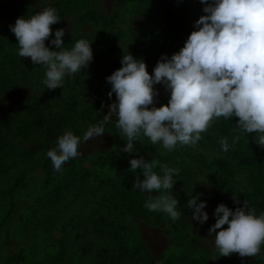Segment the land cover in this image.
Listing matches in <instances>:
<instances>
[{
  "label": "rangeland",
  "instance_id": "obj_1",
  "mask_svg": "<svg viewBox=\"0 0 264 264\" xmlns=\"http://www.w3.org/2000/svg\"><path fill=\"white\" fill-rule=\"evenodd\" d=\"M15 3L21 12L31 11L33 15L44 8H55L61 20L51 26L53 35L49 40L54 39L57 29L63 28L62 40L67 49L101 30L120 34L121 40L115 54L110 51L114 46H91L93 60L85 71L65 77L61 88L49 90L43 83L46 68L18 55V41L10 30L16 20L0 8V79L13 81L0 94V130L15 148L7 156H0V264H31L32 259H52L57 253V264H96L97 253L102 250L108 253L106 260H114L109 264H163L170 255L174 256L170 264H219L215 237L209 235L210 226L215 224L213 212L220 203L233 211L243 207L247 185L245 174L233 157L236 144L228 140L232 146L223 152L219 143L223 137L212 122L196 145H177L172 151L144 136L134 141L133 151L147 154L146 161L158 160L178 170L174 180L179 176L184 179L182 185H174L171 190L179 201L180 218L173 221L166 213L156 227L135 221L107 204L114 178L113 159L104 166H100L99 159L125 154L122 149L127 137L122 130L116 125L113 132L110 119L102 137L82 139L88 127L102 120L108 114V105L115 102L103 93V81L122 66L123 55L133 56L147 35L159 29L144 16V6L135 3L120 10L116 0H91L86 9L74 11L66 0ZM88 11L108 19L117 16V25L84 23L82 18ZM202 15H206L203 9L193 23L195 30V22ZM49 40L45 41L46 46L58 50ZM9 60L15 62L10 64ZM154 87L158 91V107L170 93L161 84ZM36 101L39 111L32 112ZM39 113L81 137V154L67 161L59 172L46 154L27 158L22 155L38 134L25 139L20 135V125L35 120ZM218 161L229 165L234 172L232 177L216 166ZM197 193L207 203L209 219L203 224L192 220V213L184 214L191 211L188 199ZM120 252H126V256L119 258Z\"/></svg>",
  "mask_w": 264,
  "mask_h": 264
},
{
  "label": "clouds",
  "instance_id": "obj_2",
  "mask_svg": "<svg viewBox=\"0 0 264 264\" xmlns=\"http://www.w3.org/2000/svg\"><path fill=\"white\" fill-rule=\"evenodd\" d=\"M200 3L205 5L206 15L195 22L197 30L190 33L179 52L170 58L162 54L151 75L143 58L123 55L122 66L106 77L111 85L107 95L111 98L115 93L116 101L108 105V114L102 120L88 127L83 141L102 137L106 123L115 114L117 127L127 137L123 152L133 153L134 141L142 136L172 151L177 145H196L213 119L238 117L236 127L240 132L256 133L253 141L264 147V0ZM60 20L57 10L48 7L28 19L17 18L10 26L18 41V55L46 68L43 83L49 90L61 88L66 76L80 73L93 60L92 42L81 38L67 49L62 40L63 28L49 40L53 35L51 26ZM46 40L58 50H50ZM157 84L170 93L168 103L160 107L155 106ZM239 139V135L235 136L232 144ZM219 143L223 152L232 146L227 137ZM80 144L81 137L71 130L58 138L57 148L46 153L55 171H61L67 161L81 154ZM129 163L133 172L140 170L143 175L142 180L137 176L133 189L161 193L148 195L145 207L163 211L173 221L179 219V201L171 194L178 170L143 157L132 158ZM157 166L163 175L154 171ZM201 195H191L187 205L192 211L191 219L203 224L209 215L206 201L199 199ZM233 199L239 202L235 196ZM213 217L215 224L210 226L209 235H214L221 256L237 253L241 258H252L259 254L264 244V213L257 216L245 201L234 211L220 203Z\"/></svg>",
  "mask_w": 264,
  "mask_h": 264
},
{
  "label": "trees",
  "instance_id": "obj_3",
  "mask_svg": "<svg viewBox=\"0 0 264 264\" xmlns=\"http://www.w3.org/2000/svg\"><path fill=\"white\" fill-rule=\"evenodd\" d=\"M90 2L91 0H66V4L74 11L86 9ZM0 3L1 10L6 13L8 12L15 20L21 17L28 19L33 15L31 11L21 12L20 8L16 7L15 0H0ZM10 3H13L14 7L10 6ZM116 3L120 10L127 5L135 3L142 4L144 6V16L150 22L156 23L159 26L157 32L147 35L142 46L138 48L133 55V57L137 59L143 58L147 65L146 70L150 75L157 62L161 59L162 54H166L170 58L172 54L179 52L183 47L190 33L195 30L193 28L195 19L205 6L200 3V0H116ZM82 22H93L95 24L111 25L115 27L117 25V16H112L108 19L95 11H88L82 18ZM87 40L92 42L91 46H114L110 47V51L115 54L118 50L117 44L121 40V35L101 30L87 38ZM8 62L13 64L15 61L9 60ZM83 71H85V69L81 70V72ZM73 75L66 77L70 78ZM12 85L13 81L11 79H0V94ZM110 91L111 85L104 80L103 93L108 98L109 96L107 94ZM169 97L158 107L162 104L166 105ZM111 99L116 101L115 93L112 94ZM41 103H44V101L42 100ZM38 106L39 102H34L32 104V112L39 111ZM117 119L118 117L113 114L110 120V126L113 132L116 131ZM238 119V117H233L231 120L220 117L213 119L212 123L214 129L223 138L227 137L228 140L233 141L235 136H240V139L235 143L236 149L233 153V157L236 159L237 167L245 174L247 189L244 195V200L248 203L250 208L255 209V214L259 216L264 213V147H261L253 141L257 137L256 133L246 134L240 132L236 127ZM58 123L59 122L55 120L47 121L45 117L40 116V113L37 118L30 123H22L20 125V135L22 137L25 136L23 138L30 139L38 134L37 139L33 141L27 151L23 152L22 155L26 158L37 154L43 155L46 154L48 150L57 148L58 138L63 135L66 130V128ZM53 124L58 125L54 126ZM28 130H30L29 133H25L28 132ZM14 150L15 148L12 149L11 143L2 136V131L0 130V156H7ZM140 157L149 160L147 154L143 155V152H137L136 150L131 154H118L113 155L112 157L99 159L100 166L109 164L111 158L113 159L112 167L114 168V178L111 179V193L108 197L107 204L110 208L116 211H122L135 221H143L147 225L156 227L162 222L166 213L163 211L149 210L145 207V202L148 195L155 197L161 193H143L138 189H133V182L137 176L142 180L143 175L140 173V170L133 172L130 169L129 161L132 158ZM216 166L220 170H224L228 177H232L234 174L229 165L224 161H218ZM159 169L160 167L157 166L154 171ZM158 174L163 175L161 170ZM87 176L91 177V175ZM87 176L85 175L86 178H88ZM21 180L22 178L15 184V187L21 182ZM183 180V177L179 176L175 180L176 183L174 185H182ZM189 213H192V211L184 212V214ZM125 256L126 252L119 253V258H124ZM59 257L60 254L57 253L52 259L49 257H43L41 259H32L30 263L57 264L56 261ZM107 258L108 253L106 250L99 251L97 253V258H95V263L109 264L114 261L113 259H109L108 261L106 260ZM218 258L219 264H264V244L261 245L260 252L256 257L241 258L237 253H232L225 257L221 256L218 251ZM173 259L174 256L170 255L164 260L163 264H170Z\"/></svg>",
  "mask_w": 264,
  "mask_h": 264
}]
</instances>
